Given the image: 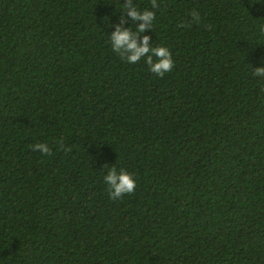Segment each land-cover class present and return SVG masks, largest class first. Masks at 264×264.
<instances>
[{
	"label": "trees",
	"instance_id": "1",
	"mask_svg": "<svg viewBox=\"0 0 264 264\" xmlns=\"http://www.w3.org/2000/svg\"><path fill=\"white\" fill-rule=\"evenodd\" d=\"M124 3L0 0V264H264V0H132L163 77Z\"/></svg>",
	"mask_w": 264,
	"mask_h": 264
},
{
	"label": "clouds",
	"instance_id": "2",
	"mask_svg": "<svg viewBox=\"0 0 264 264\" xmlns=\"http://www.w3.org/2000/svg\"><path fill=\"white\" fill-rule=\"evenodd\" d=\"M151 3L153 8H159L157 0H151ZM124 9V13L131 17L133 22L142 21V23L137 25L134 32L130 27H123L125 17L122 15L120 23L115 26V31L110 36L113 51L131 64H135L146 57L145 62L150 71L159 77L171 72L174 60L171 51L167 47H152L151 38L148 35L143 36L142 42L138 41L140 33L152 28L155 12L151 10L139 11L133 5L132 0H127V3H124ZM191 17L192 21H186L183 26H190L191 22H200L198 12L193 11ZM260 32L264 34V27H261ZM254 75L264 77V66L256 67ZM30 147L34 151L39 150L42 154H51V149L47 143H36ZM63 147V144H61V148ZM67 150L71 151V149ZM104 181L109 187V195L113 200L122 198L125 194H132L136 190V180L133 174L123 168L118 171L116 167H112L104 176Z\"/></svg>",
	"mask_w": 264,
	"mask_h": 264
}]
</instances>
